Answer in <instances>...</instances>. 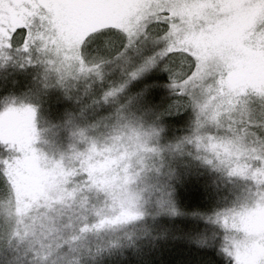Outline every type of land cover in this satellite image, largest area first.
Returning a JSON list of instances; mask_svg holds the SVG:
<instances>
[{"label": "snow or ice", "instance_id": "snow-or-ice-1", "mask_svg": "<svg viewBox=\"0 0 264 264\" xmlns=\"http://www.w3.org/2000/svg\"><path fill=\"white\" fill-rule=\"evenodd\" d=\"M64 47L81 71L59 86L87 87L82 117L57 122L40 65ZM9 67L29 79L0 82V264H217L158 242L264 264V0H0ZM90 130L126 140L103 181L79 151ZM193 175L211 195L185 209L176 189ZM182 217L208 227L173 231Z\"/></svg>", "mask_w": 264, "mask_h": 264}, {"label": "clouds", "instance_id": "clouds-1", "mask_svg": "<svg viewBox=\"0 0 264 264\" xmlns=\"http://www.w3.org/2000/svg\"><path fill=\"white\" fill-rule=\"evenodd\" d=\"M60 47V45H53V56L56 55V52ZM60 61L61 62H50L40 65V71L47 72L54 86L55 94L52 97L51 103L55 112L58 113L57 122L60 117H63L66 114H70L76 118L82 117L81 99L84 96L83 88L87 87L86 84H83V78H81L80 81V83L83 84V88L79 91L75 88L60 87L58 81L60 80L61 75L66 76L69 83L75 84L77 81L74 78L73 71L75 72V75H79L81 71L78 55L67 47H64L63 51L60 52ZM15 71L17 70L9 67L8 71L3 73V75L6 78ZM179 127V125L175 126L173 131L176 132ZM85 136L91 137V140L79 151L85 153L86 150H90L83 156V159L85 163L93 169L94 175L97 177L98 181H103L110 169H115L119 166L126 143L125 137L122 134H114L109 131L106 135L97 138V136L92 135L91 130L85 133ZM77 143H84V141L77 137ZM77 166H79V158L77 159ZM115 190L116 187L113 186V191ZM17 212L21 215H27L23 208L17 209ZM29 224H31L30 218ZM28 235H31L30 230ZM21 239H25L23 230Z\"/></svg>", "mask_w": 264, "mask_h": 264}, {"label": "trees", "instance_id": "trees-1", "mask_svg": "<svg viewBox=\"0 0 264 264\" xmlns=\"http://www.w3.org/2000/svg\"><path fill=\"white\" fill-rule=\"evenodd\" d=\"M155 75V74H154ZM16 79L20 83L17 85V88L20 87L23 83H25L29 76L25 73L20 72H12L11 75H8L6 78L3 73L0 72V82L3 83L4 87H7L9 81ZM149 79H152L150 76ZM158 79L163 82L166 81V76L164 74H159ZM166 90L163 88L154 90V95L163 96ZM47 110V109H46ZM56 113H53L55 116ZM177 125H179V121H176ZM63 141H60L61 147L63 146ZM204 181L199 176L193 175L186 179L181 184L177 185L176 196L178 204L185 209H193L198 207H204L207 205L210 199V193L207 189L203 187ZM170 227L173 231H199L201 228L208 227L201 221H196L188 217L175 218L171 221ZM159 248L161 251H167L169 247L173 249H180L184 255L192 260L203 259L205 257H211L217 260V264H219L222 258L217 257L214 249H204L197 250L193 247H186L183 244H171L158 242ZM103 264H125V259L119 256L115 257H105L103 259Z\"/></svg>", "mask_w": 264, "mask_h": 264}, {"label": "rangeland", "instance_id": "rangeland-1", "mask_svg": "<svg viewBox=\"0 0 264 264\" xmlns=\"http://www.w3.org/2000/svg\"><path fill=\"white\" fill-rule=\"evenodd\" d=\"M63 31H64L66 37H72L74 29H73V26L69 24V25L64 26ZM24 167H25V169H28L30 167V165L26 163L24 165ZM41 178H42L41 175H39L38 173L34 174L32 176H24V175L21 176V179L25 180V181H29V180L39 181Z\"/></svg>", "mask_w": 264, "mask_h": 264}]
</instances>
